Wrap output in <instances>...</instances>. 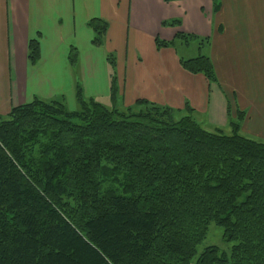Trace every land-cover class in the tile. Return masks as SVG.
<instances>
[{
	"label": "trees",
	"instance_id": "1",
	"mask_svg": "<svg viewBox=\"0 0 264 264\" xmlns=\"http://www.w3.org/2000/svg\"><path fill=\"white\" fill-rule=\"evenodd\" d=\"M88 26L101 45L106 24ZM180 66L215 83L206 56ZM76 99V111L34 99L0 118V264H264V142L239 134L241 112L227 135L202 128L187 105L186 115L144 100L108 109L80 88ZM211 224L233 245L197 255Z\"/></svg>",
	"mask_w": 264,
	"mask_h": 264
},
{
	"label": "crops",
	"instance_id": "2",
	"mask_svg": "<svg viewBox=\"0 0 264 264\" xmlns=\"http://www.w3.org/2000/svg\"><path fill=\"white\" fill-rule=\"evenodd\" d=\"M94 19L106 24L99 46L88 26ZM172 20L181 23L161 26ZM177 34L196 39L182 43ZM201 39L215 83L180 66L196 57L181 51ZM156 40L176 43L157 48ZM30 41L38 43L33 64ZM77 88L85 100L120 110L144 100L186 115L187 105L208 131L230 133L228 122L241 112L239 134L264 142V0H0V118L34 99L66 107L67 98L66 109L76 111Z\"/></svg>",
	"mask_w": 264,
	"mask_h": 264
},
{
	"label": "rangeland",
	"instance_id": "3",
	"mask_svg": "<svg viewBox=\"0 0 264 264\" xmlns=\"http://www.w3.org/2000/svg\"><path fill=\"white\" fill-rule=\"evenodd\" d=\"M202 48L199 49V47H197V49H198L197 50V49H195L194 46H192V47H190L189 51H187V52L186 51H181V53H183V54L190 53V54H193L196 57H198L199 55H203L204 52H205L204 49H202ZM198 52H200V54ZM65 103H66V107L69 108V104H68V99L67 98L65 100ZM107 107H108V109H110L111 105L108 104ZM118 107L120 108V106H118ZM67 110L71 111L69 109H67ZM224 133L227 134V135L230 134L227 131H225ZM222 234H223L222 228H220V227H218V226H216L214 224H211L208 227V231H207V235H206L205 239L198 245V247L196 249L197 255H199V253H201L203 251V249H205L207 247H210V246L217 247L220 251H223V252H229V250L231 249L233 244L225 242L223 237H222Z\"/></svg>",
	"mask_w": 264,
	"mask_h": 264
}]
</instances>
